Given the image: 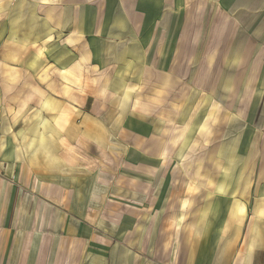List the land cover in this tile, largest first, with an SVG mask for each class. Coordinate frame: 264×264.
Segmentation results:
<instances>
[{
    "label": "crops",
    "instance_id": "0c3cea01",
    "mask_svg": "<svg viewBox=\"0 0 264 264\" xmlns=\"http://www.w3.org/2000/svg\"><path fill=\"white\" fill-rule=\"evenodd\" d=\"M0 264H264V0H0Z\"/></svg>",
    "mask_w": 264,
    "mask_h": 264
}]
</instances>
